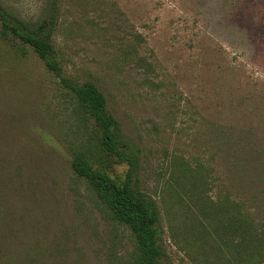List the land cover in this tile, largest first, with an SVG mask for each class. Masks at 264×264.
<instances>
[{
    "label": "rangeland",
    "instance_id": "374dc122",
    "mask_svg": "<svg viewBox=\"0 0 264 264\" xmlns=\"http://www.w3.org/2000/svg\"><path fill=\"white\" fill-rule=\"evenodd\" d=\"M50 1L0 4L37 29ZM57 4L56 56L66 77L103 92L138 155L162 264H246L234 256L243 236L204 211L226 195L264 233V0ZM76 153L126 178L37 52L0 37V264L134 263V236L74 171Z\"/></svg>",
    "mask_w": 264,
    "mask_h": 264
},
{
    "label": "trees",
    "instance_id": "16d2710c",
    "mask_svg": "<svg viewBox=\"0 0 264 264\" xmlns=\"http://www.w3.org/2000/svg\"><path fill=\"white\" fill-rule=\"evenodd\" d=\"M50 2L54 9L50 26L41 24L37 29L30 28L0 4V37L4 40L18 39L29 44L93 119L103 151L129 164L126 178L121 179L96 165L84 153H76L72 159L74 171L88 181L110 214L130 229L136 244L133 264H162L165 252L160 243L159 209L152 198L143 194L137 181L134 182L138 155L122 138L120 123L109 110L106 97L98 86L91 80L75 83L64 75L51 41L58 0ZM249 211L244 203L232 202L225 195L215 201L213 208H207L204 214H219V219L227 220V227L243 236V240L236 243L234 256L238 260L244 259L246 264H261L264 263V233L254 232L257 226L248 218ZM244 235L247 236L244 238ZM248 247L252 250L245 253L244 249Z\"/></svg>",
    "mask_w": 264,
    "mask_h": 264
}]
</instances>
